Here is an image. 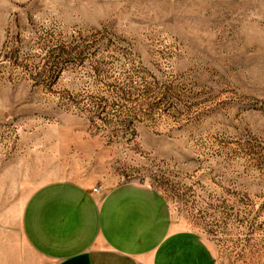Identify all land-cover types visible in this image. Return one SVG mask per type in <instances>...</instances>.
Listing matches in <instances>:
<instances>
[{"label":"rangeland","instance_id":"obj_1","mask_svg":"<svg viewBox=\"0 0 264 264\" xmlns=\"http://www.w3.org/2000/svg\"><path fill=\"white\" fill-rule=\"evenodd\" d=\"M58 162L264 264V0H0V264H40L23 207Z\"/></svg>","mask_w":264,"mask_h":264},{"label":"crops","instance_id":"obj_2","mask_svg":"<svg viewBox=\"0 0 264 264\" xmlns=\"http://www.w3.org/2000/svg\"><path fill=\"white\" fill-rule=\"evenodd\" d=\"M59 164L45 168L23 207L24 243L40 264H214L151 188L74 179Z\"/></svg>","mask_w":264,"mask_h":264},{"label":"built area","instance_id":"obj_3","mask_svg":"<svg viewBox=\"0 0 264 264\" xmlns=\"http://www.w3.org/2000/svg\"><path fill=\"white\" fill-rule=\"evenodd\" d=\"M92 193L93 194H99L100 193V187H94L93 189H92Z\"/></svg>","mask_w":264,"mask_h":264}]
</instances>
